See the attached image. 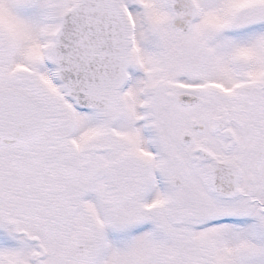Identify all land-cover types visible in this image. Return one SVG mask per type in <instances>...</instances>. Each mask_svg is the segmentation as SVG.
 <instances>
[{
  "label": "snow or ice",
  "instance_id": "6c2138e0",
  "mask_svg": "<svg viewBox=\"0 0 264 264\" xmlns=\"http://www.w3.org/2000/svg\"><path fill=\"white\" fill-rule=\"evenodd\" d=\"M0 264H264V0H0Z\"/></svg>",
  "mask_w": 264,
  "mask_h": 264
}]
</instances>
